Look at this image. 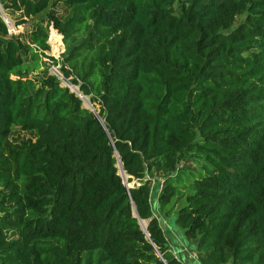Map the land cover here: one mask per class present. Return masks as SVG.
<instances>
[{
    "label": "trees",
    "instance_id": "obj_1",
    "mask_svg": "<svg viewBox=\"0 0 264 264\" xmlns=\"http://www.w3.org/2000/svg\"><path fill=\"white\" fill-rule=\"evenodd\" d=\"M0 1L65 43L58 60L43 23L28 43L0 17V264H186L161 224L173 214L199 264H264V0ZM44 57L104 125L33 75Z\"/></svg>",
    "mask_w": 264,
    "mask_h": 264
},
{
    "label": "rangeland",
    "instance_id": "obj_2",
    "mask_svg": "<svg viewBox=\"0 0 264 264\" xmlns=\"http://www.w3.org/2000/svg\"><path fill=\"white\" fill-rule=\"evenodd\" d=\"M56 3H58V5L54 6V9L57 10L58 12H60V13H64L66 11V7L63 4V0H57ZM2 11L7 12L8 15L14 20V22L16 24L19 21H21V20H25V23H22L21 25L18 26V34H17L19 37H21L23 39L24 42L30 43V33L32 32V30L35 29V27L37 26L38 23H43L44 26H47V24H48L47 21L44 20L42 16L24 17L23 12H19V11L12 10V9H7L5 7V5H3L1 3V1H0V14H1ZM243 20H244V16L237 17L235 25L240 24ZM50 29L51 28H49V25H48L47 26V31H50ZM49 45H50V50L46 51V54H48L50 56H53L55 58H58V60H61L62 59V54L65 51V43H63L62 46L59 47V50L55 49L57 44L55 45V44H53L50 41ZM31 61H32L31 59H28V63H30L32 65ZM38 64H39V67L35 68L33 70V75L39 74L41 72H44L47 69H48L50 74H53V73L56 72L55 69H52L53 68L52 66L54 64L52 63V61L49 58H45V57L42 58L39 61ZM55 67L57 68L58 71H60L63 74V72L61 71V66L59 64L55 65ZM62 85L63 86H67L68 85V86H70V88L72 90H74L76 92H77L76 88H79L78 86L70 83L69 80H67V79L62 81ZM79 94H81V93L79 92ZM82 98H83L84 107H90V108H92V109H94L95 111L98 112V110L96 108H94V106L91 104V101H90L89 97L82 96ZM33 136H34V133H32V132L23 131L20 128H15L11 137H12L13 140H15V139H21V138H29V137H33ZM185 164H186L187 167H191L192 168L193 173L196 176H199V174H203V175L206 174L207 165L201 159H193L191 161H188ZM152 178H154V179L152 181L151 202H152V205L154 206V208L156 209V208H158V206H156V203L158 202V195L161 193V188H162V184H163L162 180H164V177H163V175H155ZM139 185H140V182L138 180H133L131 183H129V186H131V187H137ZM159 188H160V190H159ZM180 205L178 207H180ZM178 207H177V209H178ZM155 214L158 215V216H161L160 215V211H158L157 209L155 210ZM172 219H173L172 223L176 227V230H179L177 225H176V223H175V214H173ZM143 224L147 225L148 224V220H144ZM178 234H179V232H178ZM166 235H167V237L169 238V241H170L169 233L166 234ZM191 247H192V245H191ZM179 249H181V251H184L183 254H188L189 257L196 258V260L198 261V256H197V253L194 250V248H192L189 251H187V248L186 249L179 248ZM227 264H229V263H227Z\"/></svg>",
    "mask_w": 264,
    "mask_h": 264
},
{
    "label": "crops",
    "instance_id": "obj_3",
    "mask_svg": "<svg viewBox=\"0 0 264 264\" xmlns=\"http://www.w3.org/2000/svg\"><path fill=\"white\" fill-rule=\"evenodd\" d=\"M159 190H160V188H159ZM158 197H159V195H158ZM160 220H161L162 226L166 230V234L169 233V235H170V241L171 242L170 241L169 242L171 244L173 251L181 250L179 248H183V249L187 248V251L192 249L191 245H193V242L192 241L188 242L187 240H185V238H183L181 232L179 230H176V227L172 223V221H173L172 217L162 216V218L160 217ZM177 231L179 232V234ZM181 252H182V254L184 253V251H181ZM180 259L182 261H184L186 264H199V262L196 260V258H191V257H189L188 254H183V256L180 257Z\"/></svg>",
    "mask_w": 264,
    "mask_h": 264
},
{
    "label": "built area",
    "instance_id": "obj_4",
    "mask_svg": "<svg viewBox=\"0 0 264 264\" xmlns=\"http://www.w3.org/2000/svg\"><path fill=\"white\" fill-rule=\"evenodd\" d=\"M0 17L2 18V20L5 23V25L7 26L8 34L10 36H18L17 34H18V26L19 25H17L14 22V20L8 15V13L5 12V11H2L1 14H0ZM50 28L51 29L49 31L48 43L51 41L53 33H56L59 36V40H60L59 42L63 44V38H64V36L57 29H55L53 27V25H51ZM52 67H53L52 69H55L56 70V72L53 73V75L57 76L58 79L61 80V82L64 81V80H66L65 77H64V75L60 71L57 70V68L55 67V65H53ZM67 87H69V86L67 85ZM163 182H164V180H162V183ZM173 252H174V255L175 256H178V255H180V253H182L181 250H176V251H173Z\"/></svg>",
    "mask_w": 264,
    "mask_h": 264
},
{
    "label": "water",
    "instance_id": "obj_5",
    "mask_svg": "<svg viewBox=\"0 0 264 264\" xmlns=\"http://www.w3.org/2000/svg\"><path fill=\"white\" fill-rule=\"evenodd\" d=\"M69 88H70V86H69ZM71 89V88H70ZM79 89V88H78ZM71 91L72 92H75L82 100H83V98H82V92L80 91V93L81 94H79V93H77L76 91H74V90H72L71 89ZM85 108H87V109H90L91 111H93V113L95 114V116L99 119V121L104 125V121L102 120V118L99 116V114L98 113H96L95 111H94V109H92V108H90V107H85ZM120 163H121V160L119 159V164H118V167H119V175L122 177V179H123V183L125 184V186L127 187V189L129 190V189H131V188H134V187H130L129 186V183H128V181H127V175H126V173H125V171L123 170V165H122V163H121V167H120ZM135 214H136V216H138V214H137V212H136V209H135ZM138 218H139V223H140V225H141V228H142V230L146 233V235H147V237L150 239V235H149V233H148V230H147V226H148V224L147 225H144L143 224V219H141L139 216H138ZM151 243L154 245V247H155V250H156V252H157V254H158V256L164 261V262H166L165 261V259L163 258V256H162V254L159 252V250L157 249V247L155 246V244L153 243V241L151 240ZM167 264V263H166Z\"/></svg>",
    "mask_w": 264,
    "mask_h": 264
},
{
    "label": "bare ground",
    "instance_id": "obj_6",
    "mask_svg": "<svg viewBox=\"0 0 264 264\" xmlns=\"http://www.w3.org/2000/svg\"><path fill=\"white\" fill-rule=\"evenodd\" d=\"M60 40H59V36L55 33H53V35H52V39H51V42L53 43V44H57V48L55 47V49H58L59 50V47L61 46V43L59 42ZM58 53V52H57ZM55 54V53H54ZM77 89V93H79L80 91H79V89L78 88H76ZM95 111V110H94ZM96 113H98L97 111H95ZM99 114V113H98ZM120 165H121V163H120ZM122 166V165H121ZM120 166V167H121ZM127 177V176H126ZM131 187V186H130Z\"/></svg>",
    "mask_w": 264,
    "mask_h": 264
}]
</instances>
